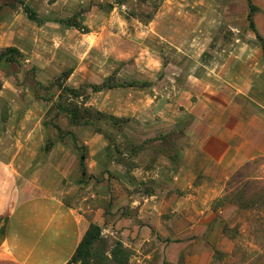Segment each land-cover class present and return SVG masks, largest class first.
Instances as JSON below:
<instances>
[{
    "label": "rangeland",
    "instance_id": "1",
    "mask_svg": "<svg viewBox=\"0 0 264 264\" xmlns=\"http://www.w3.org/2000/svg\"><path fill=\"white\" fill-rule=\"evenodd\" d=\"M50 1L0 0V51L14 46L21 53L15 62L0 60L7 93L0 113V156L18 157V166H28L26 159L35 151L27 171L46 166L49 176L58 174L48 184L67 187L68 193L59 197L85 214L104 206L105 186L110 188L105 180L109 184L120 173L111 169L114 163L123 172L141 171L134 158L140 155L139 164L146 161L143 144L182 129L193 114L218 115L229 102L232 112L238 110L244 100L233 95L228 102V93L253 87L250 77L261 69L254 48L264 46V17L254 20L260 9L252 15L259 40L248 26L245 0ZM251 1L264 6V0ZM25 8L37 20L29 19ZM62 11L66 13L57 17ZM239 48H251L245 53L253 61L232 63L239 59ZM102 84V89L92 88ZM243 96L248 126H257L262 117L264 130V92L258 102L252 93ZM56 105L89 108V119L72 124ZM260 157L264 154L253 159ZM117 179L121 186L126 183ZM263 180L264 160L249 166L233 188L227 190L225 183L221 202L213 201L205 211H212L214 222L204 235H192L194 241L183 249L176 244L178 236L131 247L120 241L128 252L125 264L165 259L172 264H264ZM137 181L133 188H140ZM236 190L245 192L253 205L249 210L235 204ZM224 205H233L237 213ZM100 235L104 244H92L95 258L89 264H117L109 250L118 239L101 228Z\"/></svg>",
    "mask_w": 264,
    "mask_h": 264
},
{
    "label": "crops",
    "instance_id": "2",
    "mask_svg": "<svg viewBox=\"0 0 264 264\" xmlns=\"http://www.w3.org/2000/svg\"><path fill=\"white\" fill-rule=\"evenodd\" d=\"M42 1L49 5L48 0ZM79 1L84 0L50 2ZM258 10L255 21L264 17V6H258ZM261 33L264 35V30ZM248 49L251 50L246 48L238 53L239 59H233L232 63L252 62L245 53ZM254 53L256 66L261 68L255 77H250L254 86L246 90L239 88L232 95L228 93V102L236 97L233 95H241L244 100L238 110L232 112L229 102L218 115L215 112L205 116L193 114L182 129H173L171 135L143 144L140 152L144 153L146 161L139 164L140 155L134 158L141 171L123 172L114 163L115 168L111 169L121 174L116 172V178L111 177L109 184L105 180L104 185L110 188L105 186L104 206L90 209V214L76 210L70 199L59 197L68 193L67 187L48 184L59 179L58 174L49 176L46 166L27 171L35 151L26 159L28 166H18V157L0 156V264H66L91 222L130 247L148 241L159 244L162 239L178 236L176 244L183 249L185 243L194 241L192 235H204L214 222L212 211L210 214L205 211L213 201L220 199L226 181L244 163L264 154L262 117L257 126H248L246 96H243L252 93L256 102L263 99L264 53L257 46ZM3 79L0 76V113L7 100ZM225 90L229 92L228 88ZM119 177L126 182L123 186L119 184ZM134 180H139L135 184L140 188H133ZM222 208L237 213L233 205ZM219 239L222 241V237ZM224 243V251H227L229 241ZM172 263L165 259L159 264Z\"/></svg>",
    "mask_w": 264,
    "mask_h": 264
},
{
    "label": "trees",
    "instance_id": "3",
    "mask_svg": "<svg viewBox=\"0 0 264 264\" xmlns=\"http://www.w3.org/2000/svg\"><path fill=\"white\" fill-rule=\"evenodd\" d=\"M245 1H246V5L248 8V12H247L248 26L254 32L255 36L260 40L261 38L255 29L254 21L252 18V15L254 14V12L258 10V7L254 5L251 0H245ZM25 12L29 19L37 20L36 13L34 11L28 8H25ZM67 24H70L74 27H78V25L75 23H67ZM261 48L264 53V46H261ZM20 57H21L20 51L14 46H7L0 51V60L4 59L5 61H8V62H15L16 59ZM104 87L105 85L102 84V85L93 86L92 88L94 90H98ZM69 92L75 93V90L69 89ZM56 110L65 111L68 114L72 124H79L81 122L85 123L89 119V116H90L89 108H81L80 110L76 108L75 110H69V109L65 110L63 108L60 109L59 106L56 105ZM95 113L99 114L98 111H95ZM263 160L264 158L260 157V158L252 159L246 162L243 165V167L237 170L234 176L226 183L227 190L230 188H233L235 182L236 183L239 182L240 179L246 176V170L249 166L255 163H260ZM79 163L81 167V174L84 175L85 165H84L83 153L80 155ZM262 187L264 188V180L262 182ZM236 191H235V194L234 193L233 194L234 195L238 194L234 201L237 207L242 210H249L253 205L248 201L247 197L246 198L244 197L245 192L244 191L236 192ZM94 243L104 244V240L100 235L99 226L96 224H90L88 228L86 229L85 233L83 234L82 238L80 239L73 255L70 257V259L67 261L66 264H71V262L75 260H79L80 262H83V264H89L90 260L95 258V254H93V251H92V244ZM110 247H111V249L109 250L110 257H111L110 260L117 264H125L128 258V255H126V253L128 252H127V249L123 247L122 243L119 240H113ZM119 255H122L123 258L122 257L120 258Z\"/></svg>",
    "mask_w": 264,
    "mask_h": 264
}]
</instances>
